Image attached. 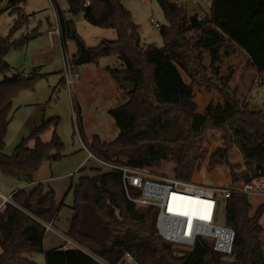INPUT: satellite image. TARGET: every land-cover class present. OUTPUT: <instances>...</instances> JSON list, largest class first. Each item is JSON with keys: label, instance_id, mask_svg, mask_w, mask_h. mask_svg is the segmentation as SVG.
<instances>
[{"label": "trees", "instance_id": "obj_1", "mask_svg": "<svg viewBox=\"0 0 264 264\" xmlns=\"http://www.w3.org/2000/svg\"><path fill=\"white\" fill-rule=\"evenodd\" d=\"M158 1L168 21L160 25L163 46L142 44L139 25L123 0H67L69 13H84L91 24L117 31L116 39L90 47L92 62L116 55L125 64L122 69L108 67L128 95L124 104L109 110L119 134L111 141L94 135L88 141L89 149L120 164L162 169L172 163L171 176L186 181L193 180L207 155L208 167L228 166L234 183L264 177V110L241 105L228 79L221 77L219 65L223 45L237 44L264 85V0H209L210 12L201 18L177 1ZM26 2L8 0L18 18L9 35L0 34V172L31 183L45 162L64 156L65 144L57 133L59 118L54 117L34 127L11 155L4 152L13 99L22 88L33 87L39 77L36 71L27 76L13 72L6 59L24 42L13 40L12 34L28 20L20 6ZM54 6L64 39L75 38L79 47L75 22L66 18L57 0ZM4 11L6 8L0 13ZM191 33L197 35L195 40ZM199 49L209 52L210 65ZM125 80L135 84L134 91L123 87ZM194 85L219 92L225 103H210L199 112ZM51 128V140L44 141L43 133ZM215 129L221 131L224 142L209 152L205 142ZM232 146L240 150L242 165L230 162ZM93 170L74 186L68 236L108 263L117 264L131 253L140 264H264V204L251 215L253 204L248 194L235 192L222 205L225 224L236 231L232 255L215 251L204 238L183 251L159 234L157 207L141 209L127 197L120 170L101 165ZM15 201L16 205L10 204L0 213V264H38L32 258L37 253H44L46 264H102L80 248H45L44 223L53 222L64 205L58 202L54 189L46 190L38 182L29 190L17 189Z\"/></svg>", "mask_w": 264, "mask_h": 264}, {"label": "rangeland", "instance_id": "obj_2", "mask_svg": "<svg viewBox=\"0 0 264 264\" xmlns=\"http://www.w3.org/2000/svg\"><path fill=\"white\" fill-rule=\"evenodd\" d=\"M57 1L60 7L67 9V0ZM171 1L186 5L191 14L197 13L204 16L209 13L206 11L209 2L200 7L193 0ZM123 4L131 11L134 22L139 25L142 44L156 43L158 46H163L165 43L160 27L152 21L154 19L160 25L168 23L159 1L123 0ZM20 6L23 13L28 15V20L12 34V39L24 40V42L20 47L11 50L6 59L13 72L23 73L26 71L29 74L36 71L39 77L33 87L22 88L13 99L12 119L8 126L4 152L11 155L15 147L24 137L30 135L34 127L40 125L44 120L59 118L57 133L65 144L64 156L57 161L45 162L37 172L39 178L51 175L55 177L51 181V185L56 189L58 202H64L56 220L51 222L52 228H49L45 236L44 246L51 248L62 242L60 232L69 230L71 218L74 215L75 184L82 175L93 174V168L100 166L98 162L91 159L84 166L76 168L80 163L78 161L86 159L88 155L84 144L88 143L94 135H99L105 141H111L117 137L119 129L109 110L124 104L128 100V95L108 71L109 66L122 69L121 60L117 59L116 55L102 57L99 63L91 61L77 64L79 47L76 39L68 38L69 44L64 42L65 44L62 46L59 36L53 39L49 34V31L56 27L58 21L54 0H27ZM4 8L6 11L0 13V34L7 36L16 23L18 13L11 12L12 7L8 0L1 3L0 10ZM66 16L75 22L76 32L86 47H95L105 39L114 40L117 38L115 29L91 24L86 20L84 13L74 15L67 11ZM31 35L33 37L29 38ZM190 36L195 40L197 35L191 33ZM198 51L203 53L205 63L210 65L211 55L209 52L201 49ZM221 51L219 60L221 77L228 79L230 87L233 91L235 90L241 105H247L255 111L264 110V85L249 56L246 52L226 44L223 45ZM66 57L78 73L75 78L74 91L63 80ZM182 74L188 82H192L185 72L182 71ZM194 89L199 112H204L210 103L214 105L225 103L223 96L217 91L209 92L206 88H199L196 85H194ZM78 105L81 107V123L76 118ZM53 131V128L45 131L42 139L50 141ZM223 142L221 131L215 129L210 133L209 140L205 142V145L209 148V152H212L222 146ZM30 144L34 145V141H30ZM208 158L209 155L206 156L199 172L202 180H197L194 175L193 181L217 187L233 185V175L229 167L222 165L210 169ZM229 160L234 164H243V157L236 146H232ZM172 166V163H168L162 169L153 167L147 169L151 176L163 178L172 175ZM72 183L73 187L70 188ZM25 185L27 182L24 180L6 176L0 172L1 191L11 193ZM44 186L47 187L45 184ZM26 188L29 190L32 186ZM250 200L253 204L251 211V215H253L258 206L264 204V194L250 195ZM219 222L225 223L224 208L219 213ZM261 222L264 226V215ZM261 238L264 241V231ZM74 243L102 264L107 263L90 249L81 246L76 241ZM176 247L183 251H189L180 246ZM32 258L38 264H46L44 253L34 254Z\"/></svg>", "mask_w": 264, "mask_h": 264}, {"label": "built area", "instance_id": "obj_3", "mask_svg": "<svg viewBox=\"0 0 264 264\" xmlns=\"http://www.w3.org/2000/svg\"><path fill=\"white\" fill-rule=\"evenodd\" d=\"M198 5H203L209 0H193ZM89 1H87V4ZM57 12V11H56ZM201 18L202 16L199 15ZM57 24L49 34L55 39L61 38L62 46L66 42L69 44L68 38L64 39L62 27L57 13ZM155 25L160 27V23ZM65 42V43H64ZM65 51V50H64ZM24 76L28 72L22 73ZM78 73L73 69L70 60L66 57L64 65L65 81L74 91L75 78ZM77 121L81 123V109L77 106ZM80 127V125H79ZM84 148L88 151V159H93L104 168L118 169L122 172V180L127 197L141 209L150 207L158 208L156 226L162 238L173 245L191 250L197 241L201 238L211 243L214 250L229 256L233 254L236 231L234 228L219 222V213L223 208V202L235 192H242L250 195L264 194V177H258L251 182L233 183L227 187L210 186L207 184L186 181L175 176H167L156 178L149 174V170L144 167L120 164L105 160L89 149L88 143L84 144ZM29 183L25 185L26 188ZM19 189V188H18ZM17 189L11 193H5L0 190V213L3 212L10 204H17L15 194ZM187 198L197 199V211L190 216L187 212H183L184 204ZM47 231L52 228L51 222H45ZM71 248H79L72 240H67L63 244L64 250ZM110 264V263H105ZM117 264H140L136 257L131 254H125Z\"/></svg>", "mask_w": 264, "mask_h": 264}, {"label": "crops", "instance_id": "obj_4", "mask_svg": "<svg viewBox=\"0 0 264 264\" xmlns=\"http://www.w3.org/2000/svg\"><path fill=\"white\" fill-rule=\"evenodd\" d=\"M209 5H207V12L209 11L210 12V1H209V3H208ZM200 6V5H199ZM203 5H201L200 7H202ZM206 6V5H205ZM204 6V7H205ZM68 8V7H67ZM63 9V8H62ZM64 11H65V16H66V12H67V9H63ZM66 18H67V16H66ZM68 19V18H67ZM233 45V48H236V49H239L240 51H243V52H245L241 47H239L237 44H232ZM117 59H119L118 57H117ZM119 61V60H118ZM124 62L121 60V66H122V68H124ZM63 80L65 81V78L63 77ZM80 109H81V107H80ZM31 145V144H30ZM31 146H33V145H31ZM87 151V150H86ZM88 152V151H87ZM90 159H88V155L86 156V159H84V160H82V161H78V166L76 167V168H79L81 165H83L84 166V164L87 162V161H89ZM51 164V163H50ZM51 165H53V164H51ZM75 168V169H76ZM73 172V171H72ZM199 172H200V170L198 171V172H196V174H195V178H197V180H202V178H201V176L199 175ZM71 173V172H70ZM196 175H197V177H196ZM53 178H55L53 175H51L50 177H38V175H37V173L34 175V181H33V185H29V186H34L36 183H38V182H42L43 184H45V185H47V187L45 188L46 190H50V189H54L55 190V192H56V189L51 185V181L52 180H54ZM32 183V182H31ZM27 184H29V183H27ZM204 184V183H203ZM206 184V183H205ZM73 187V183L71 184V186H70V188H72ZM56 197H57V193H56ZM58 200V199H57ZM58 216V215H57ZM56 220V219H55ZM60 237L63 239L62 240V242H60L59 244H57V245H55L54 247H51V248H55V247H59V246H63V244L67 241V240H72L69 236H68V232L67 231H63L62 233L60 232ZM72 242L74 243V240H72ZM45 248L46 249H51V248H47L46 246H45ZM39 264H41V263H39ZM42 264H44V263H42Z\"/></svg>", "mask_w": 264, "mask_h": 264}, {"label": "water", "instance_id": "obj_5", "mask_svg": "<svg viewBox=\"0 0 264 264\" xmlns=\"http://www.w3.org/2000/svg\"><path fill=\"white\" fill-rule=\"evenodd\" d=\"M31 37H33V36L32 35L29 36V38H31ZM79 49H80V53L76 59V63L77 64H83V63L91 62L92 61V54H91L90 48L86 47L83 42H79ZM8 76L12 77L13 73L12 72L8 73ZM122 85H123V87L127 88L130 91L135 90V84L131 81L125 80L122 82Z\"/></svg>", "mask_w": 264, "mask_h": 264}, {"label": "bare ground", "instance_id": "obj_6", "mask_svg": "<svg viewBox=\"0 0 264 264\" xmlns=\"http://www.w3.org/2000/svg\"><path fill=\"white\" fill-rule=\"evenodd\" d=\"M186 199L185 204H184V208H183V212H187L190 216H192L191 213H198L197 211V205L199 204L200 201H198L197 199H191V198H187L184 197Z\"/></svg>", "mask_w": 264, "mask_h": 264}]
</instances>
